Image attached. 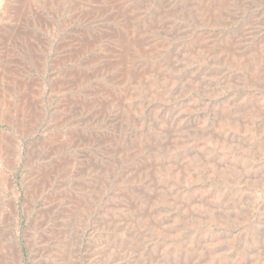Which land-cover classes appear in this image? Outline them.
<instances>
[{
  "label": "rangeland",
  "instance_id": "rangeland-1",
  "mask_svg": "<svg viewBox=\"0 0 264 264\" xmlns=\"http://www.w3.org/2000/svg\"><path fill=\"white\" fill-rule=\"evenodd\" d=\"M0 264H264V0H0Z\"/></svg>",
  "mask_w": 264,
  "mask_h": 264
},
{
  "label": "bare ground",
  "instance_id": "bare-ground-1",
  "mask_svg": "<svg viewBox=\"0 0 264 264\" xmlns=\"http://www.w3.org/2000/svg\"><path fill=\"white\" fill-rule=\"evenodd\" d=\"M129 38V37H128ZM132 39V38H131ZM130 41V40H129ZM135 42V41H134ZM139 44V42H138ZM125 54V53H124ZM122 64V63H121ZM138 69V68H137ZM147 71V70H146ZM134 74H136L134 71H129V75L128 76H133ZM132 78V77H131ZM130 79V78H129ZM134 80V79H133ZM149 83V82H148ZM145 84V83H144ZM126 87V86H125ZM126 90V89H125ZM116 98V97H115ZM112 100V99H111ZM120 100V99H119ZM144 101V100H143ZM109 102V101H108ZM99 104V103H98ZM115 158V157H114ZM143 159V158H142Z\"/></svg>",
  "mask_w": 264,
  "mask_h": 264
}]
</instances>
